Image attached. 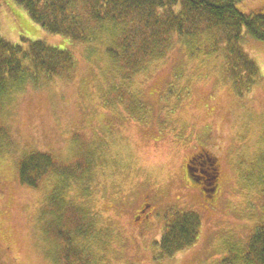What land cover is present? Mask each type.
I'll list each match as a JSON object with an SVG mask.
<instances>
[{"label":"rangeland","instance_id":"1","mask_svg":"<svg viewBox=\"0 0 264 264\" xmlns=\"http://www.w3.org/2000/svg\"><path fill=\"white\" fill-rule=\"evenodd\" d=\"M1 2L5 38L68 47L74 65L0 100V264H66L64 229L81 231L73 264H247L249 241L264 227V41H241L258 67L247 90L211 30L171 33L126 62L108 51L122 39L121 22L94 24L88 39L73 41L15 0ZM31 152L56 162L37 187L20 179ZM208 158L216 186L207 194L206 174L190 166ZM52 198L68 205L58 211ZM186 211L200 217L197 240L163 254L165 224Z\"/></svg>","mask_w":264,"mask_h":264},{"label":"trees","instance_id":"2","mask_svg":"<svg viewBox=\"0 0 264 264\" xmlns=\"http://www.w3.org/2000/svg\"><path fill=\"white\" fill-rule=\"evenodd\" d=\"M24 6L32 20L45 30L68 37L73 41L89 38L90 27L106 22L122 23V39L108 51L114 58L126 62L135 56V49L146 53L162 45L171 33L193 36L198 30H211L217 43L226 47L229 57V71L236 84L247 90L258 77V67L241 41L244 35L264 41V6L249 12L238 8L241 0H15ZM2 2L0 0V10ZM128 23L134 27L128 31ZM138 46V47H137ZM70 48L51 46L42 40L12 42L1 32L0 18V100L14 85L26 81L38 82L42 77L52 78L67 72L74 65ZM192 169L206 174L202 185L205 191L216 186L214 160L203 159ZM197 163V162H196ZM56 162L47 152H31L23 157L20 165V179L32 187H37L41 177L50 170H56ZM193 175V176H192ZM197 182L202 175L192 174ZM195 176V177H194ZM63 180L64 177H62ZM66 179L68 177H65ZM68 180V179H67ZM65 180V182L67 181ZM211 184V185H209ZM64 187V186H59ZM58 187V188H59ZM58 211L68 205V200L52 198ZM65 211H63L64 213ZM61 215L56 222L61 224ZM200 217L195 212L175 213L165 224L160 247L163 254L171 256L194 244L200 230ZM80 229V228H78ZM61 231L67 246L64 250L66 264L79 255L75 235ZM82 254V253H81ZM247 264H264V227L251 237L245 258ZM73 261V260H72ZM97 261V260H96ZM78 262V261H77Z\"/></svg>","mask_w":264,"mask_h":264},{"label":"flooded vegetation","instance_id":"3","mask_svg":"<svg viewBox=\"0 0 264 264\" xmlns=\"http://www.w3.org/2000/svg\"><path fill=\"white\" fill-rule=\"evenodd\" d=\"M195 170V169H194ZM195 174V173H194Z\"/></svg>","mask_w":264,"mask_h":264},{"label":"water","instance_id":"4","mask_svg":"<svg viewBox=\"0 0 264 264\" xmlns=\"http://www.w3.org/2000/svg\"><path fill=\"white\" fill-rule=\"evenodd\" d=\"M190 169V168H189Z\"/></svg>","mask_w":264,"mask_h":264}]
</instances>
